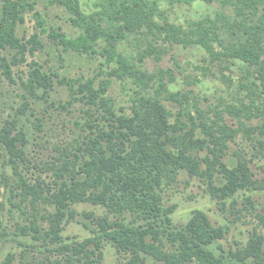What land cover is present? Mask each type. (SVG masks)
<instances>
[{"label": "trees", "instance_id": "trees-1", "mask_svg": "<svg viewBox=\"0 0 264 264\" xmlns=\"http://www.w3.org/2000/svg\"><path fill=\"white\" fill-rule=\"evenodd\" d=\"M198 1L217 3L231 14L220 12L185 25L170 22L168 8ZM49 2L64 8L80 33L67 38L52 28L47 30L34 12L40 33H47L63 52L103 58L107 78L97 87L95 77L56 81L69 93V100L59 107L78 104L85 109L81 121L74 122L82 133L80 139L50 164L52 192L44 193L40 182L28 184L19 174V165L26 161V135L16 131L17 120L1 128L0 141L18 177L21 195L32 196L33 209L40 203L53 208L46 217L40 216L48 222L47 230L37 226L34 209L33 220L21 228V235L60 246L70 253L66 264H102V242L111 244L119 257L129 256L128 264H248L250 259L259 263L264 255V221L263 231L254 233L245 248L225 253L220 241L226 229L214 227L200 210L193 211L185 225H175L173 208L164 207L163 193L181 172L202 180L210 197L221 203L222 212L227 202L233 205L239 197L248 202V193L264 191V180L254 178L245 158L225 161L228 142L241 131L248 134L252 126L247 123L254 118H264V109L255 104L262 99L258 91L264 89V0H100L89 14L77 0ZM162 3L167 8H162ZM33 11L26 0H0V71L9 80L12 67L23 61L24 54L41 47L37 34L26 41L17 36L24 14ZM123 42L131 45L134 56L117 51ZM174 45L203 49L207 57L199 68L202 76L212 75L211 67H216L228 87L231 80L222 72L223 65L230 61L245 64L248 79L240 87L247 90L249 102L245 97L237 96L232 102L220 97L216 105L203 108L192 91H170L174 71L158 68L150 72L145 65L147 60L160 63ZM5 51L15 54L8 60ZM112 79L133 85L127 108L116 107L107 96ZM199 82L195 78L191 84ZM54 85L52 74L34 68L24 87L31 97L46 100ZM227 116L237 121L236 128L227 124ZM258 130L264 136V124ZM2 186L7 182L0 177ZM78 203L100 206L113 219L83 213L93 237L69 247L62 243L61 232L74 219L72 206ZM12 261L8 256L0 264Z\"/></svg>", "mask_w": 264, "mask_h": 264}, {"label": "rangeland", "instance_id": "rangeland-1", "mask_svg": "<svg viewBox=\"0 0 264 264\" xmlns=\"http://www.w3.org/2000/svg\"><path fill=\"white\" fill-rule=\"evenodd\" d=\"M33 5V12L24 14V24L17 29V36L28 40L33 34L38 35L41 47L33 53H25L24 59L11 69V80L1 74L0 71V130L12 120H17L16 131L21 130L26 135V144L23 146L25 152L24 163L19 165V174L28 184L34 185L40 182L44 193L52 192L53 176L49 169L51 163L60 158V152L75 146L82 133L74 125L75 121H81L84 117V106L75 104L63 109L59 105H65L69 100V93L64 87L56 84L57 79H92L97 78L95 86L99 81L106 79L107 66L101 57L87 58L72 52H63L60 47L55 46L47 37V33H40L36 23V16L43 21V28H50L60 32L67 38H75L79 35V29L72 26L69 14L64 8L51 5L49 0H26ZM81 10L85 14L93 12L95 4L100 0H77ZM167 8L165 4H160ZM169 20L175 24L185 25L188 21H198L204 17H214L217 13L231 14L230 9H223L217 3L206 4L195 2L192 5H176L168 8ZM30 45L27 46L28 50ZM117 51L124 56H134L135 51L126 42L117 46ZM15 54L14 51H5L3 55L8 60ZM206 54L198 46L182 47L174 45L163 56L160 63L147 60L145 67L153 72L158 68H171L174 71L175 82L168 85L173 92L192 91L199 99L203 108L209 104L216 105L221 97L224 102H232L237 96L244 98L248 103L247 90L240 87L248 79L247 67L239 61H230L223 65L222 72L231 80L230 87L220 78V69L211 67V74L202 76L199 69L203 65ZM264 58V57H263ZM20 59V55H17ZM34 68L46 75L54 76V88L49 91L46 100L31 97L25 90L24 84L28 79L29 72ZM200 79L196 85L191 81ZM107 96L114 100L116 107L127 108L129 97L132 95L133 85L130 82H121L112 79ZM264 89L262 99L255 100L259 110L264 109ZM39 94L42 91H38ZM255 99V98H254ZM169 106L168 103H166ZM176 111V108H172ZM21 110L24 115H21ZM226 122L232 128L237 127V121L226 117ZM33 124V125H32ZM40 125V127H36ZM264 118H254L247 126H252L248 134L239 132L233 142H228L227 156L225 161L235 160L237 156L248 161V166L254 174V178L264 180V136L260 134L259 127L263 126ZM19 145V144H18ZM9 154L0 141V177L5 178L7 186L0 188V263L8 256L13 259L12 264H66L64 262L70 253L61 250L60 246L50 245L49 242L34 240L31 236H22V227H28L33 220L31 214L35 212L38 217L36 224L42 230H47L48 222L40 216H47V212H53V208L40 203L32 208V196L21 195L18 177L13 173L8 163ZM4 180V179H3ZM4 182V181H3ZM250 200L247 202L243 197L231 205L227 202L222 212L221 203L210 197L206 184L198 179L191 178L186 172H181L177 182L172 186L165 187L163 193V204L165 208H173L171 215L175 225H185L195 210L204 212L214 227H222L227 230L220 245L225 253L235 252L247 246L249 239L254 233L263 231L264 221V191L247 194ZM37 204V203H36ZM75 217L65 224L61 236L62 243L73 246L76 242H82L92 238L90 229L86 228L87 220L83 213H93L95 216H107V212L100 206H92L87 203H78L72 206ZM109 220L112 216L108 215ZM60 249V250H59ZM102 264H128L129 256L119 257L115 248L102 242ZM74 259L76 257H73ZM248 264H264V255L259 263L248 260ZM72 264H77L72 263ZM151 264V262H148Z\"/></svg>", "mask_w": 264, "mask_h": 264}]
</instances>
